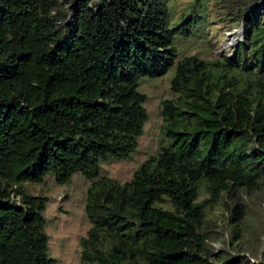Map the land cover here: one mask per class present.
Wrapping results in <instances>:
<instances>
[{
	"label": "trees",
	"instance_id": "obj_1",
	"mask_svg": "<svg viewBox=\"0 0 264 264\" xmlns=\"http://www.w3.org/2000/svg\"><path fill=\"white\" fill-rule=\"evenodd\" d=\"M0 0V264H53L46 200L23 182L135 151L148 119L144 76L171 68L169 141L129 181L87 189L82 264H264V0H223L245 40L233 59L179 57L207 0ZM203 190L205 195L200 197ZM222 204L231 238L214 251ZM254 206V207H252Z\"/></svg>",
	"mask_w": 264,
	"mask_h": 264
},
{
	"label": "rangeland",
	"instance_id": "obj_2",
	"mask_svg": "<svg viewBox=\"0 0 264 264\" xmlns=\"http://www.w3.org/2000/svg\"><path fill=\"white\" fill-rule=\"evenodd\" d=\"M192 2L193 0H172L174 19H178ZM222 2L223 0H207L206 10L201 14L202 19L192 28V34L175 38L178 58L195 55L203 60H221L224 56L233 59V50L244 42L245 34L243 30L239 42L228 45V39L237 36L239 29L243 27L235 20L236 13H232ZM174 70L171 68L161 76H144L139 80L138 91L146 95L144 107L148 119L135 151L127 157L115 159L108 156L99 159V176L91 180L76 172L64 184H57L51 175H46L39 183H22L26 192L46 200L43 216L46 219L45 231L49 236L48 255L54 260L53 264H82L80 241L91 226L85 213L87 189L91 183L104 176L119 183L129 181L135 169L145 159L169 147V141L163 133L161 101L177 96L170 88ZM203 195L205 193L202 190L200 197L203 198ZM207 217L215 224L212 226V236H219L211 242L213 250L218 251L223 241L227 243L231 238L229 213L219 204Z\"/></svg>",
	"mask_w": 264,
	"mask_h": 264
},
{
	"label": "bare ground",
	"instance_id": "obj_3",
	"mask_svg": "<svg viewBox=\"0 0 264 264\" xmlns=\"http://www.w3.org/2000/svg\"><path fill=\"white\" fill-rule=\"evenodd\" d=\"M238 35L237 36H232L231 39H228V45L232 44V43H236L239 41V38H241L242 34H243V29H239L238 31Z\"/></svg>",
	"mask_w": 264,
	"mask_h": 264
},
{
	"label": "water",
	"instance_id": "obj_4",
	"mask_svg": "<svg viewBox=\"0 0 264 264\" xmlns=\"http://www.w3.org/2000/svg\"><path fill=\"white\" fill-rule=\"evenodd\" d=\"M243 27V26H242ZM243 29V28H242ZM239 42V41H238Z\"/></svg>",
	"mask_w": 264,
	"mask_h": 264
}]
</instances>
